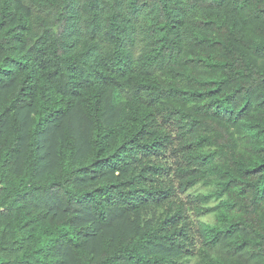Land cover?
Returning a JSON list of instances; mask_svg holds the SVG:
<instances>
[{
	"label": "trees",
	"instance_id": "16d2710c",
	"mask_svg": "<svg viewBox=\"0 0 264 264\" xmlns=\"http://www.w3.org/2000/svg\"><path fill=\"white\" fill-rule=\"evenodd\" d=\"M0 264H264V0H0Z\"/></svg>",
	"mask_w": 264,
	"mask_h": 264
}]
</instances>
